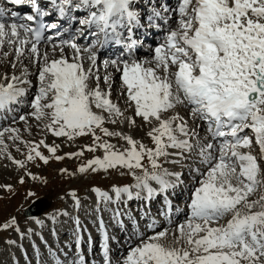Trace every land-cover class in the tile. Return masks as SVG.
Here are the masks:
<instances>
[{"label":"snow or ice","instance_id":"snow-or-ice-1","mask_svg":"<svg viewBox=\"0 0 264 264\" xmlns=\"http://www.w3.org/2000/svg\"><path fill=\"white\" fill-rule=\"evenodd\" d=\"M7 2L20 6L26 0ZM49 7V11H41L33 4L34 14L23 17L17 11L9 15L7 8L0 7V48L7 46L14 52L11 67L15 69L25 55L37 66L35 85L27 68L19 75L15 71L11 75L0 73V112H14L12 124L18 119L26 130H30L27 121L31 117L38 122L37 127L42 124L55 137L73 141L91 136L92 142L58 155V144L45 143L43 138L24 140L19 128L5 126L0 129V154H6L32 180H43L28 171L27 165L36 161L47 165L51 159L80 158L85 150H101L102 155H93L74 171L62 167L59 172L75 177L124 169L122 174L132 176V184H112L109 190L99 186L89 189L94 194L93 211H111L113 223L121 229L125 228L123 217H131L119 204L134 196L141 198L142 192L146 193L145 200L157 193L164 195L168 222L172 223L168 191L182 184V172L164 165L183 167L195 154L194 163L202 165L203 170L190 166V174L196 173L199 179L193 177L186 219L171 230H157L152 219L143 232L132 219L136 230L126 236L125 248L114 259L105 222L99 216L104 240L100 264H264V0H177L174 8L150 5L146 11H138L133 0H50ZM80 9L85 14L78 20L79 27L74 32L64 29L69 33L67 39L57 40L46 34L57 28L56 23H29L53 12L75 20L70 13ZM153 29L160 30L161 37L148 46L147 55L136 57L141 37L146 39V33ZM75 35L95 39L81 46L75 42ZM42 42L50 45L53 58L48 51L41 52ZM113 44L122 45L123 52L104 61L101 87L98 54ZM65 46L72 52L71 59L65 55ZM57 51L59 56H55ZM8 55L3 52L4 57ZM109 68L119 74L123 110L111 99L115 79ZM178 106L189 110L188 117L202 122L204 137L198 131L201 125L190 127L176 111ZM129 110L131 114L126 115ZM136 118L140 119L139 127L147 129L150 144L105 126L119 120L135 128ZM246 129L250 134H245ZM5 133L23 159L7 152ZM111 137L120 138L125 146L113 144L107 139ZM17 141L24 145V151ZM253 144L258 150H252ZM24 178L20 176L21 184ZM28 195L34 193L30 190ZM65 197L73 201L78 212L82 198L77 190L69 189L61 198ZM110 204L117 207L110 209ZM61 215L67 217L69 213L54 210L49 219L55 222ZM35 223L43 221L36 219ZM74 224L72 241L62 247L45 242L43 260L37 249L34 259L38 264H96L82 250V232L87 229L81 228L78 215ZM10 228L21 237L26 234L14 216L0 223V230ZM31 233L28 228L27 234Z\"/></svg>","mask_w":264,"mask_h":264},{"label":"rangeland","instance_id":"rangeland-1","mask_svg":"<svg viewBox=\"0 0 264 264\" xmlns=\"http://www.w3.org/2000/svg\"><path fill=\"white\" fill-rule=\"evenodd\" d=\"M40 50L46 51L47 45L46 44H41ZM5 51L9 52V56L5 58L10 57V52L12 50L6 49ZM145 55V54H144ZM147 55V54H146ZM3 57L0 56V65L2 64ZM23 63V64H22ZM21 67L20 70L22 71L23 69L27 68L28 66L26 65L25 62H21ZM9 75H11L14 71V69L11 67V65H8ZM30 67L27 68V70L30 71ZM1 69V66H0ZM7 71V70H6ZM6 71H1V73H4ZM107 71L110 72V69H107ZM20 72L18 74H20ZM34 72V71H33ZM105 73V71H104ZM105 75V74H104ZM103 75V76H104ZM33 78H36L35 73L31 74ZM103 76L101 75V85L104 83L103 82ZM36 80H34L33 84L35 85ZM114 86V85H113ZM112 93L113 95L111 96V99L118 103V105L121 107L123 110L125 108V105L122 101H119V93H118V88L115 85L112 88ZM34 94V89L32 92L29 93L31 96ZM24 111H29L30 109L24 108ZM177 112L182 113L185 119L188 121V109L183 108V107H178L176 109ZM126 115L131 114L130 110L125 113ZM4 117L5 119L1 118ZM15 116V113H0V119L4 121L3 123L0 122V129H2L5 126H14L19 128L20 134L24 138V140H35L38 141L40 139H44L45 143L48 144H58L60 147L58 149L57 154L58 155H63L65 152H72L76 151L77 149L81 148L83 145L86 144H91L92 138L91 136H81V137H76L73 141H68L64 137H55L52 133L47 132L44 128L43 125L41 124L40 127H37V121L34 120V118H29L27 121V127L30 130H26V126L24 122L19 121L18 119L16 120L15 124H12V118ZM137 120V126L135 127L136 134L134 133H129L132 134L136 139L143 140L145 144H150L149 138L146 137L145 131L139 127L140 125V119L136 118ZM125 124V123H124ZM106 127H108L110 130H116L120 131L125 129L127 132L130 127L128 125L124 127L123 124L120 123L119 120L115 124L112 123H106ZM199 130H203V128H199ZM124 131V130H123ZM128 133V132H127ZM99 135V132H97ZM245 134H250V130L246 129ZM7 133H5V141L8 145L7 152L10 153L14 158L16 159H23V156L21 152H18L16 149V146L13 144L12 141H9L6 139ZM110 139V141L113 144H116L118 147H123L125 146V142L121 140L118 137H111L107 138ZM17 144H19L20 148L22 151H24V145L17 141ZM42 152H44L45 155H48L47 150L41 147L40 149ZM252 150L256 151L258 150V146L253 144ZM93 155H102V151L97 149L95 153L89 152L87 150L84 151L83 157L77 158L73 157L71 159L65 157L64 160L61 161H56L54 159H51L47 165L43 164L42 162L36 161L35 163H30L27 165V170L33 172L34 174L43 177V180H32L30 177L25 175V172L23 169L18 168L15 164L12 163L11 160L7 159L6 154H0V223L5 222L8 220L10 217H16L17 221L19 222L20 228L22 232H27V229L29 227L30 221L27 220V218L24 216L23 211L24 209L30 205V203L33 200H39L41 205H42V211H43V216L48 215L54 212V210H61L64 211L66 210V204H68V201H70V198L64 197V194L69 190V189H76L78 192V195L82 198L83 203L85 202L84 208L85 209V214H82L79 216V219L84 222L83 225L87 226L88 222H85L84 219H86V216L89 215L92 217L93 220H95V214L89 213V211H86L88 207V197L89 194L91 193L89 191L91 186H99L103 190H109L110 186L112 184H117V185H123V184H132L133 178L130 175L127 174H122L125 173L124 169L120 170H109L108 172H98L95 174H77L75 177L69 176L67 174H61L59 172L60 168H67L69 172L74 171L75 168L82 162H85L87 159H90ZM196 161V160H195ZM37 164H39V167H37ZM184 164H187L189 166H195V167H200L201 170H203V166L200 165L198 162L194 163V160L191 162H187ZM169 164H165L164 166L167 167ZM200 165V166H199ZM24 176V183L21 184L19 182L20 176ZM187 179V178H186ZM192 179H190L191 181ZM198 180V179H197ZM46 181V182H45ZM3 185H11L12 188L11 190H6ZM32 191L34 195L29 196L28 192ZM179 201V200H178ZM181 202V201H179ZM181 205V204H180ZM109 207V206H108ZM111 207V206H110ZM116 208V207H115ZM119 208L121 210L124 209V207H121L119 205ZM82 210V209H81ZM184 211L188 213L187 206L184 207ZM132 214L135 211V209H131ZM96 213V212H95ZM102 212L96 213L98 215H101ZM128 213V212H127ZM186 213V214H187ZM105 214H108L112 216L111 211L105 212ZM41 216V215H40ZM85 216V218H84ZM103 216V215H101ZM187 216V215H186ZM37 216L36 218H38ZM89 219V217H87ZM186 219V218H185ZM90 223L92 226L95 227V223L90 220ZM179 224V223H177ZM173 225L169 229L175 228L177 225ZM109 227L111 226L110 223H108ZM28 237L31 239V241L35 243V236L31 237V234H27ZM62 234H60L59 237H61ZM69 235L63 234V237L61 238L62 240H65L67 242V238ZM17 237V232L14 231L13 229H8V230H0V264H8L6 259V250L11 249V253L15 258L21 257L19 254V249L17 248H11V245L8 241L10 240H16ZM20 240V239H19ZM20 245V242L18 243ZM21 246V245H20ZM36 245L34 249H36ZM6 249V250H5ZM17 254L15 253V251ZM11 256V257H13ZM28 260H34L32 257L27 258L25 260V264H27ZM22 261V259H20ZM21 263V262H19Z\"/></svg>","mask_w":264,"mask_h":264},{"label":"bare ground","instance_id":"bare-ground-1","mask_svg":"<svg viewBox=\"0 0 264 264\" xmlns=\"http://www.w3.org/2000/svg\"><path fill=\"white\" fill-rule=\"evenodd\" d=\"M40 0H37V4H38V2H39ZM41 2H45V3H47V4H50L49 3V1H46V0H41ZM142 2H143V0H142ZM141 2V3H142ZM133 3H137V4H139V1L138 0H133ZM168 3V2H167ZM81 10L82 9H80V10H75V11H77V12H81ZM141 11H143V9L141 10ZM54 15V14H53ZM80 17H82V16H76V19L77 18H80ZM68 20H66L65 18H60V17H58V16H56V22H58V23H56V24H63L64 23V27H68V28H75V26L76 25H78V24H76V23H74V25H71V24H73V21H70V22H67ZM72 22V23H71ZM65 39V38H64ZM8 50V49H10V48H8L7 46H4V47H2V48H0V56L1 57H3V61H2V64L0 65L1 66V71H6V72H11V71H9V68H8V65H11L9 62L11 61V60H13L14 58H15V56H14V52L13 51H11V53H10V57L9 58H5L4 56H3V52H5V50ZM46 51H48V53H49V58L51 59V58H53V52H52V50H51V47H50V45H47V48H46ZM41 52H43V51H41ZM64 52H65V55L66 56H68L69 57V59H71V56H72V52H71V50L69 49V48H67V46H65V49H64ZM9 53V52H8ZM9 56V55H8ZM55 56H59V52L57 51L56 53H55ZM99 59H101V57L98 55V59L97 60H99ZM22 62H25L26 63V65L28 66V67H30L29 69H30V71H29V73H30V76H29V79H31L32 80V82H34V80H35V78H33L32 76H31V74H33V73H35L36 72V65H34V64H32L31 62H30V60H29V58H28V56L27 55H25L24 57H22ZM23 64V63H22ZM22 65H21V62H17L16 63V67H15V69H14V71H15V73L17 74V75H19L18 73L20 72V71H18V70H20V67H21ZM27 67V68H28ZM88 67V63H87V61H85V68H87ZM97 69H98V74L99 75H103L104 74V70H105V67H104V65H102V64H99V62L97 61ZM110 69V72H112L113 73V76H114V79H115V83L113 84L114 86L116 85L117 86V88H118V93H119V74L118 73H116L115 71H114V69H112V68H109ZM34 71V72H33ZM12 72H13V70H12ZM1 73V72H0ZM101 87H104V83L101 85ZM112 95H113V93H112ZM111 95V96H112ZM119 101H122L123 102V99H122V97H120L119 96ZM178 107H183V106H178ZM177 107V108H178ZM184 108V107H183ZM180 115L181 116H183V114L182 113H180ZM184 117V116H183ZM188 124H189V126L190 127H196V125L197 124H200V121H198V120H195L194 118H190V117H188ZM124 125V127H126L127 126V124L125 123V124H123ZM201 126H203L202 124H200ZM129 127V126H128ZM201 128V127H200ZM124 131H126L125 129H123ZM144 131H145V129H143ZM147 130V129H146ZM136 129L135 128H130L127 132L128 133H134V134H136ZM202 131V130H201ZM205 135V134H204ZM203 135V136H204ZM192 156H194V155H192ZM167 168H169L170 170H172V171H180V172H182V175H187V174H190V168H188L187 166H184V167H181L180 165H173V164H169V166L167 167ZM192 175H193V177H195V179H199V177L197 176V174L196 173H191ZM153 186H157L158 187V185H156L154 182H153ZM186 190H188L189 189V186L188 187H184ZM183 187L181 188V185L180 186H178L174 191L173 190H169L168 191V193L169 194H171L172 193V196L173 197H181V196H183V198L185 199V198H187L188 197V195H189V192H187V191H183L182 192V190L184 189ZM143 193V192H142ZM141 193V197H142V195L144 194V195H146V193H143L142 194ZM89 198L90 199H92V202L91 203H89V206H88V208H87V210L89 209V208H91V210H93V208L95 207V205H94V201H93V199H94V194H91V195H89ZM157 198H159V194L157 193L156 195H154L150 200H148V204L150 205V206H155V207H157V205L156 204H154L153 202H155V200L157 199ZM141 199V198H140ZM139 201V199H137L135 196L131 199V200H127V202H129V203H136V202H138ZM186 204V202L184 203V205ZM72 205V206H71ZM112 205H115V204H112ZM68 209H72V207H73V203H68L67 204V206H66ZM100 207H102L101 205H100ZM73 211H75V209L73 210ZM39 217L38 218H31V217H29V218H27L28 220H30V223H31V228H32V232H33V230L35 229V228H37L38 227V225H40L41 227L40 228H42L43 229V231H42V234L43 235H47V237H51L52 235H51V233L50 232H48V230H47V226L45 225V223L43 222L42 224H36L35 223V220L36 219H40L41 217H42V215L40 216V215H38ZM69 220V219H68ZM177 220L178 221H180V217L178 216V217H176L175 218V220H174V222H177ZM65 222H67V220L65 221ZM156 226H158V224H156ZM56 227V230L59 232V233H63V232H67L68 231V229L66 228V226H65V224L63 223V221H60V222H55V224L53 225V228H55ZM54 238V237H53ZM52 238V242H54V243H56V239H53ZM19 242H20V245L22 246L21 248H20V253L22 252V253H24L25 254V252L27 253V255H28V253H29V251H30V242H29V240L28 239H25V238H21L20 240H18ZM18 242V243H19ZM18 243H17V241H15V243H14V245H11L12 247L11 248H17V245H18ZM6 250V249H5ZM15 251V250H14ZM11 253V249H7L6 250V259H7V262H9L10 261V264H18L19 263V261H20V259H21V257L19 258L18 257V259H15V257L12 255V254H10ZM15 253H16V251H15ZM17 254V253H16ZM11 256H13V257H11Z\"/></svg>","mask_w":264,"mask_h":264},{"label":"water","instance_id":"water-1","mask_svg":"<svg viewBox=\"0 0 264 264\" xmlns=\"http://www.w3.org/2000/svg\"><path fill=\"white\" fill-rule=\"evenodd\" d=\"M40 212V207L38 203L33 204L29 208L26 209L25 214L27 216H35Z\"/></svg>","mask_w":264,"mask_h":264}]
</instances>
